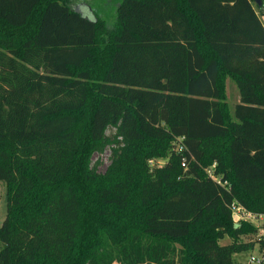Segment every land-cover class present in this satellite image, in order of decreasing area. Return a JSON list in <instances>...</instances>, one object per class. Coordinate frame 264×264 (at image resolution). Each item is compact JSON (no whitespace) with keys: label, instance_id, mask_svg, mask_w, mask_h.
<instances>
[{"label":"trees","instance_id":"16d2710c","mask_svg":"<svg viewBox=\"0 0 264 264\" xmlns=\"http://www.w3.org/2000/svg\"><path fill=\"white\" fill-rule=\"evenodd\" d=\"M116 4L108 31L71 0H0V264H236L259 244L264 254L260 227L232 215L238 203L264 216V0ZM89 103L88 144L75 113ZM121 142L149 145L140 163L125 151L142 174L141 229L101 244L100 206L123 215L131 201L122 183L87 191L100 176L83 152Z\"/></svg>","mask_w":264,"mask_h":264},{"label":"rangeland","instance_id":"374dc122","mask_svg":"<svg viewBox=\"0 0 264 264\" xmlns=\"http://www.w3.org/2000/svg\"><path fill=\"white\" fill-rule=\"evenodd\" d=\"M92 1V5L94 6L95 12L90 11V14L87 12L85 14L90 18L101 17V19H105V21L107 22L106 29L108 31L112 30L116 25V0ZM76 2H78V0ZM107 36L108 35L105 29L99 34V42L97 43L99 47L103 46ZM95 63L97 64V68L99 69L101 61H95ZM228 95V101L230 105L234 108L235 105L239 102V91L237 85L232 79L228 80ZM92 109L93 105L89 103V105L85 106V108L75 113L79 125L78 128L83 132L88 144L89 141L87 140V129L90 125ZM115 133V128H110L108 130L109 135H114ZM119 139L121 140V138ZM124 145L125 144L121 142V148H119V146H117L115 143H112L102 147V150H94V148L98 146V144H95V147L92 146L89 148L86 146L83 152V156H85L87 159L85 168L89 171L92 170L93 173L97 172V174L100 176L98 181H90L87 191L89 193H92L97 187L104 186L106 188H109L111 186H115V183H122V189L127 190L129 196L128 201H131V205L129 206L128 211L125 212L123 215H120L118 211L112 210L108 206L105 208L103 206H100L101 213L96 214L92 218V220L94 219L97 223L101 225L109 226L108 229L103 230V233L102 230H100V233L103 234L101 237H98L101 238L99 241L101 244L104 243V238H108L109 242L112 243V241L116 238L120 239L119 237L125 236L127 233L138 231L141 229L139 220L141 219L140 214L142 207L138 196V184L140 182V179L142 178V174L135 172L133 162L129 160V156H126L125 151H127V155L133 156L134 160H138V162L140 163L141 156L148 152L149 145L146 142H139L137 147H131L129 149H126L127 147ZM206 148L207 152H209L208 150L215 149V146L209 144L206 145ZM164 161V159L157 160L159 164H163ZM124 177L129 178V182L126 186H124V182H122ZM75 182L76 184L78 183L79 186H84V183L86 181L83 180V176L80 173H77L75 177ZM260 193L261 196L264 198V190H262ZM6 215L7 185L4 181H0V227L3 224ZM252 222L258 227H260L258 234L252 236V241H255L257 242V244H259L258 242L262 238H264V216H262V218L259 217L257 221ZM90 224L88 223V221H84L82 223L83 226L80 229L79 233V243L85 242L89 238L91 234V232L89 233ZM229 242L230 241L228 238L221 241L222 244H227ZM260 248L261 246L259 244L254 250L235 253L233 255V259L236 264H250V259L252 256L259 257L260 255H263Z\"/></svg>","mask_w":264,"mask_h":264},{"label":"built area","instance_id":"2783aa9c","mask_svg":"<svg viewBox=\"0 0 264 264\" xmlns=\"http://www.w3.org/2000/svg\"><path fill=\"white\" fill-rule=\"evenodd\" d=\"M181 149H183L181 147ZM183 166H185V161L183 162ZM212 175V174H211ZM232 215L233 219L236 223L242 220H249V221H257L262 216H258L251 211L247 210L245 207L239 205L238 203L232 204ZM250 264H264V254L260 255L259 257H251Z\"/></svg>","mask_w":264,"mask_h":264},{"label":"water","instance_id":"95a60500","mask_svg":"<svg viewBox=\"0 0 264 264\" xmlns=\"http://www.w3.org/2000/svg\"><path fill=\"white\" fill-rule=\"evenodd\" d=\"M254 3L257 5V7H260L262 5V3H263V0H254ZM76 11L79 12V13H81L82 15H84L86 12L90 14L91 8H90L89 5H86L85 4V5L79 6L76 9Z\"/></svg>","mask_w":264,"mask_h":264},{"label":"crops","instance_id":"0c3cea01","mask_svg":"<svg viewBox=\"0 0 264 264\" xmlns=\"http://www.w3.org/2000/svg\"><path fill=\"white\" fill-rule=\"evenodd\" d=\"M72 1V6L74 8H78L80 5H89L92 7V9H94V6L92 5L93 1L92 0H78V2H76L77 0H71ZM75 3V4H74ZM74 4V5H73ZM255 8H258L256 7V5L254 4ZM262 20H263V23H264V17H262Z\"/></svg>","mask_w":264,"mask_h":264}]
</instances>
